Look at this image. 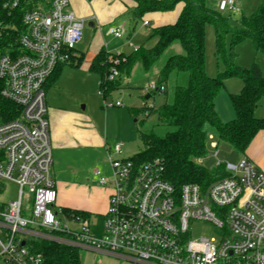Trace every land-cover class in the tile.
I'll return each mask as SVG.
<instances>
[{
    "label": "built area",
    "instance_id": "1",
    "mask_svg": "<svg viewBox=\"0 0 264 264\" xmlns=\"http://www.w3.org/2000/svg\"><path fill=\"white\" fill-rule=\"evenodd\" d=\"M237 2L219 0L217 7L238 12ZM23 24L19 52L0 58L2 97L20 109L17 118L0 122V195L7 182L18 187L15 200H0V264H45L35 247L41 242L128 264H264V172L245 156L225 163L228 175L208 187L177 190L159 161L125 159L124 143H116L107 149L110 175L94 171V183L110 187L105 215L92 222L56 211L46 90L56 70L76 59L86 23L70 0H47L28 10ZM111 34L124 37L121 29ZM117 75L113 70L110 80ZM194 222L214 225L218 237L193 239Z\"/></svg>",
    "mask_w": 264,
    "mask_h": 264
},
{
    "label": "trees",
    "instance_id": "2",
    "mask_svg": "<svg viewBox=\"0 0 264 264\" xmlns=\"http://www.w3.org/2000/svg\"><path fill=\"white\" fill-rule=\"evenodd\" d=\"M45 1L0 0V58L19 52L25 13ZM210 1L136 0V8L131 11L134 20H143L151 13L172 12L180 4L183 7L174 24L152 30L147 41L151 45L147 44L129 55L109 53L103 49L89 67L100 76L99 88L107 98L123 88L124 77L130 78L136 66L150 74L173 46L181 48L178 54L169 56L158 71L160 86L155 91L170 96L159 109L143 108L147 120L157 116L158 121L151 127H146V121L139 123L138 133L144 149L133 157L138 164L159 161L164 168V178L177 190L186 184L206 188L228 175L224 162L217 164L215 169L202 164L208 155L211 137L217 146L227 145L239 156L246 157L255 138L264 132V118L256 115L264 101V73L256 63L250 69H243L233 61V50L245 40L253 43L258 54L264 53V1L253 14L242 16L237 27L231 26L230 16H224L218 7H211ZM15 2L17 6L11 8ZM208 24L215 31V54L218 59L222 57L225 64V70L213 78L206 72ZM227 36L231 37L230 56L226 53ZM77 61L80 59H73L71 63ZM81 61L75 66L80 67ZM62 68L59 67L49 79L47 89L56 82ZM113 70L118 75L110 80ZM229 78L241 79L243 88L240 94L230 95L235 118L223 122L216 100ZM2 88L0 79V122L13 120L20 114L15 104L2 97ZM132 115L137 117L138 112L132 111ZM64 211L67 214L80 213ZM35 247L43 254L45 264H84L78 250L50 242L35 243Z\"/></svg>",
    "mask_w": 264,
    "mask_h": 264
},
{
    "label": "rangeland",
    "instance_id": "3",
    "mask_svg": "<svg viewBox=\"0 0 264 264\" xmlns=\"http://www.w3.org/2000/svg\"><path fill=\"white\" fill-rule=\"evenodd\" d=\"M88 5V0H85ZM264 0H238V12H224L223 15L229 17L232 27H237L242 16L253 14ZM209 5L217 8V0H211ZM89 6V5H88ZM73 9V8H72ZM176 11V10H175ZM105 13V12H104ZM104 16V14H102ZM146 20V19H144ZM113 27L119 26L122 22L119 20ZM154 23L145 26L143 20H133L126 29V34L121 39L115 38L110 34L112 25L103 29L102 33L94 34V31L85 24V39L81 45L82 52L87 54V58L80 67L75 66L80 61L71 63L73 65H64L58 73L55 83L46 90V102L50 121V139L51 122L57 128L65 129L74 138L79 131L80 134L91 135L95 142L93 146L78 144L76 147L60 151L59 158L57 151L52 145L53 166L51 175L57 183L58 189L62 188L60 201L57 202L56 211L65 209L67 211H78L89 214L92 222L98 215H105L108 211L109 202L107 195L109 186L102 187L94 183V171L99 169L104 175H110V167L107 163V152L103 144L111 148L116 143H124V158L129 159L138 155L144 146L139 138L138 126L141 121H146V127L157 124V116L146 119L142 110L145 106L159 109L170 95L158 93L151 89L152 85L160 86L158 71L165 63L166 59L178 54L179 46H173L158 62L154 71L145 74L140 66H136L130 78L124 77L123 88L114 91L104 98L103 91L99 88L100 76L89 69V56L91 47L96 43H101L109 53L132 54L137 49L152 43L147 40L151 35ZM132 31V35L130 32ZM231 37L226 38V53L231 55ZM105 50V49H104ZM105 50V52H106ZM234 63L243 68L250 69L255 63L260 66L264 73V53H257L253 43L245 40L233 50ZM206 72L210 77H216L225 70L224 59L217 58L215 54V31L212 25L206 26ZM81 61V62H82ZM243 88V82L239 78H229L225 82V87L219 94L216 102L218 108L225 114L233 110L231 103V94H240ZM151 95L149 100L146 97ZM122 106L118 107L117 104ZM264 109V101L258 108L257 116H260ZM132 111H137V117L132 115ZM235 118L225 119L224 122H230ZM262 118V117H260ZM138 121V123L136 122ZM216 143L210 139L208 144V155L202 160V164L208 169H215L219 162L237 164L240 156L233 152L227 145L215 146ZM218 156H216V152ZM5 191L0 195L2 202L15 200L18 196V187L13 183H5ZM31 205L28 206L31 209ZM60 220L64 224L65 218L60 215ZM192 227L193 239L201 237H218L219 229L212 224L203 222H194ZM84 264H128L124 261L105 257L102 255H89L85 251L80 252Z\"/></svg>",
    "mask_w": 264,
    "mask_h": 264
},
{
    "label": "crops",
    "instance_id": "4",
    "mask_svg": "<svg viewBox=\"0 0 264 264\" xmlns=\"http://www.w3.org/2000/svg\"><path fill=\"white\" fill-rule=\"evenodd\" d=\"M70 1H71V10L75 13V15L78 18L83 19L85 23L88 24V27L94 31L95 35L98 33L100 35L103 29H105L107 26L110 27V25H112V27L110 28V34H111V30L113 29H121L124 31V34H126L127 26L129 24H132L134 20L131 14V11H133L136 8V0H88L89 6L86 5L85 0H70ZM182 7L183 5L180 4L176 7L175 9L176 11L174 10L168 13L148 14L144 18L146 20L143 19L144 25H145V22L149 23L148 26H150L151 23H154L153 28H158L161 26L174 24L179 17ZM102 14H104V16H102ZM119 20L122 23L119 26L113 27V25L115 23H118L117 21ZM131 35H132V31L130 32L129 36ZM84 39H85V34H84ZM81 45L77 49L76 60L80 58L85 60L87 58V54H85L84 52H82V50H80ZM103 49L106 50V48L102 46L101 43H96L94 48L91 47L90 49L91 51L89 52L90 53V56H89L90 64L93 58L97 54H99V52ZM90 64H89V67H90ZM216 108L223 122L225 121V119H231L235 116L234 110H231V111L229 110L225 114L223 110L218 108L217 102H216ZM259 117L264 118V109L263 111H261ZM96 142L91 135H88V134L82 135L80 134V131L76 136H74V138H72L69 132L65 131V129L57 128L54 125V123L51 122V143L54 145L57 151L58 158H59L58 152L60 151L64 152L67 149L76 147L78 144H83L86 146H90V145L93 146L92 144ZM103 146L105 147L106 152H107L108 145L103 144ZM246 157L251 162H253L259 170L264 172V132H261L255 138V140L253 141V143L251 144V146L246 152ZM62 190H63L62 188L58 189V186H57V192H58L57 202L60 201ZM107 198L109 202V193L107 195ZM87 216H90V215L88 214ZM98 216H101V215H98Z\"/></svg>",
    "mask_w": 264,
    "mask_h": 264
},
{
    "label": "water",
    "instance_id": "5",
    "mask_svg": "<svg viewBox=\"0 0 264 264\" xmlns=\"http://www.w3.org/2000/svg\"><path fill=\"white\" fill-rule=\"evenodd\" d=\"M150 99V95H148L147 97H146V100H149Z\"/></svg>",
    "mask_w": 264,
    "mask_h": 264
}]
</instances>
